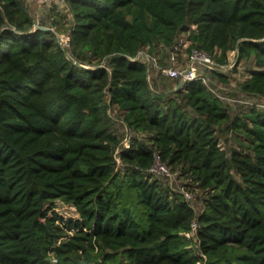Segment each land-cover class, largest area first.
Wrapping results in <instances>:
<instances>
[{
    "label": "trees",
    "instance_id": "1",
    "mask_svg": "<svg viewBox=\"0 0 264 264\" xmlns=\"http://www.w3.org/2000/svg\"><path fill=\"white\" fill-rule=\"evenodd\" d=\"M67 3L63 45L25 0H0V264H264V107L234 117L201 80L159 93L131 59L189 33L255 65L241 86L264 102V0ZM113 109L146 137L125 147ZM226 130L249 150L223 149ZM157 156L207 191L201 212L151 172Z\"/></svg>",
    "mask_w": 264,
    "mask_h": 264
},
{
    "label": "rangeland",
    "instance_id": "2",
    "mask_svg": "<svg viewBox=\"0 0 264 264\" xmlns=\"http://www.w3.org/2000/svg\"><path fill=\"white\" fill-rule=\"evenodd\" d=\"M25 3L28 7L29 14L35 21L36 27L51 28L57 31L63 45H68L66 44V41H68L70 36L66 31L71 26L70 20L73 18V15L67 13V8L69 7L67 2L52 0L51 2L46 3L43 0H25ZM54 23L57 24V27L54 26ZM182 35L181 39L183 38L189 41V33ZM155 52L156 53L154 54H156L162 64L165 65L169 57L168 50L164 52L161 51L159 54L157 53L158 51ZM229 58L230 65L224 69L220 68L221 70L218 71L227 75V82L221 81L215 74L210 75L213 85L223 97V101L229 108V111H231L232 115L235 117L236 115H240L243 111L249 110L254 104L259 107H264V102L259 97L246 94L241 86V84L249 78L250 69L256 66L245 60L240 62L238 59V53L234 51L229 53ZM187 59L188 53H185L180 57V61L183 64H185ZM149 79L152 87L159 93H167L172 90L176 91L181 82L180 80L166 77L159 70H153ZM186 90L187 89H184V91ZM111 114L113 117V127L124 140L125 147H129L130 139L133 137H146V134H137L134 131H131L127 127L123 118L119 115L117 109H113ZM245 140L246 138L243 135L239 134L237 137L231 131L226 130L222 135L221 146L229 153L234 149L246 152L249 149L244 144ZM168 167L171 170L170 175H160L157 177L161 179L166 186L173 190L191 193L193 195L192 204L197 211L201 212L204 208V200L207 191L201 188L199 183L187 173V169L184 168L183 165L174 167L168 165ZM56 208L65 220L76 219L79 217L76 209L67 202L64 203L63 201H59Z\"/></svg>",
    "mask_w": 264,
    "mask_h": 264
},
{
    "label": "built area",
    "instance_id": "3",
    "mask_svg": "<svg viewBox=\"0 0 264 264\" xmlns=\"http://www.w3.org/2000/svg\"><path fill=\"white\" fill-rule=\"evenodd\" d=\"M48 3L52 0H43ZM67 2L68 0H60ZM70 37L66 44H69ZM190 41L181 39L177 42V44L168 50L169 57L168 61L165 65L162 64L159 57L156 54H152L149 50V47L142 49L136 57L131 58L132 61H143L147 64L149 68V77L153 70H159L166 77L170 79H177L182 81L186 79L187 82L201 80L203 81L218 97L223 99L221 94L216 90L213 82L211 80L210 75H212L215 71H220L224 68H227L230 64H220L216 61V59L208 52L197 49L190 48ZM188 53V59L183 64L180 61L181 55ZM156 67V69H155ZM185 88V86L183 87ZM129 146V145H128ZM160 165V166H159ZM170 168L168 165L161 161L160 157H156V163L151 169V172L156 176L160 175H170ZM186 200L192 204L193 195L189 192H182ZM193 205V204H192ZM194 206V205H193ZM199 223L197 220L193 223V229L190 233H188L189 237H196L198 231Z\"/></svg>",
    "mask_w": 264,
    "mask_h": 264
},
{
    "label": "water",
    "instance_id": "4",
    "mask_svg": "<svg viewBox=\"0 0 264 264\" xmlns=\"http://www.w3.org/2000/svg\"><path fill=\"white\" fill-rule=\"evenodd\" d=\"M187 84V80L183 79L176 90H181Z\"/></svg>",
    "mask_w": 264,
    "mask_h": 264
}]
</instances>
